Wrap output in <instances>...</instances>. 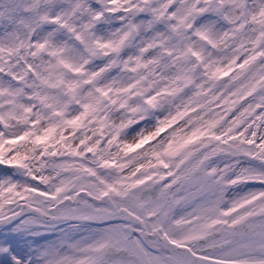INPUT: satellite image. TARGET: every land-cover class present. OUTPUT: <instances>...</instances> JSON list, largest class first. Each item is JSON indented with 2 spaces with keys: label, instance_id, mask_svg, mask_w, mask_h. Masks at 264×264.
<instances>
[{
  "label": "snow or ice",
  "instance_id": "1",
  "mask_svg": "<svg viewBox=\"0 0 264 264\" xmlns=\"http://www.w3.org/2000/svg\"><path fill=\"white\" fill-rule=\"evenodd\" d=\"M0 264H264V0H0Z\"/></svg>",
  "mask_w": 264,
  "mask_h": 264
}]
</instances>
